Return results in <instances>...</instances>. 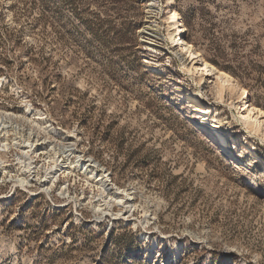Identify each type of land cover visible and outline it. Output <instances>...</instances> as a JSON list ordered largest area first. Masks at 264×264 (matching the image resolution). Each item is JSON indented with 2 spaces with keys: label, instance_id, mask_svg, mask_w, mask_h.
Returning a JSON list of instances; mask_svg holds the SVG:
<instances>
[{
  "label": "rangeland",
  "instance_id": "1",
  "mask_svg": "<svg viewBox=\"0 0 264 264\" xmlns=\"http://www.w3.org/2000/svg\"><path fill=\"white\" fill-rule=\"evenodd\" d=\"M165 4L0 0V116L13 125L10 138L18 128L22 139L72 142L133 190L137 205L128 219L96 224L86 197L98 189L82 173L60 179L84 202L78 218L56 189L34 196L4 174L0 264H264V128L243 121L240 94L226 91L222 100L214 83L188 71L190 61L168 38ZM174 7L184 38L264 109V0H175ZM178 84L215 107L227 140ZM29 107L42 114L41 125ZM16 153L3 156L13 174ZM146 208L155 219L145 227Z\"/></svg>",
  "mask_w": 264,
  "mask_h": 264
},
{
  "label": "bare ground",
  "instance_id": "2",
  "mask_svg": "<svg viewBox=\"0 0 264 264\" xmlns=\"http://www.w3.org/2000/svg\"><path fill=\"white\" fill-rule=\"evenodd\" d=\"M165 5L167 6V10L164 16V21L168 31V38L172 46L179 48L181 54L190 61L191 67L188 68V71L191 72L195 69L199 73L198 80L200 82L209 84L214 83L217 88V97L222 100L224 99L226 91L233 94H240V96L243 97V108L239 104H237V108L240 110L243 121L251 130L256 132L261 131V129L264 128V109L255 105V103L250 100L248 90L241 87L233 75L204 58L203 54L195 47V45L184 38L187 28L181 22L180 16L174 7L175 0H167V4ZM177 32H179L178 39H176ZM148 44L153 45V48L154 46H157V44L154 45L151 42H148ZM158 47V49L165 48L161 45H158ZM158 67L155 65L153 69L163 72V70ZM175 76V73L170 74L168 78L175 79ZM178 79L182 80L183 77L179 76ZM2 81L3 80L0 79V87ZM176 91L191 103L193 111L198 115H201L204 120H209L210 117L213 116L211 128L216 133V136H218L219 141H225L230 137L228 132L219 126L222 125L223 122L218 118V115H216L215 107L210 105L196 90L188 89V87L178 84L176 85ZM27 112L33 114L34 111L29 107L27 108ZM33 115L35 116L36 114ZM34 116L35 124L38 126L41 125L39 119H44L42 114L38 112L37 116ZM9 123L10 121L5 116H0V164L3 166V168H1L2 170H0L1 181L5 180L3 175L7 174V180L13 182V189L19 188L20 190H24L34 196L39 195L40 193H45L49 197H52V192L56 189L59 196L66 199L64 206L69 205L71 202L74 203L78 218L77 207L83 205L84 202L77 194L71 195L68 180L62 182L60 179L61 177L69 179V176L79 172L84 175L88 184L93 183L98 189L97 194L86 197L87 203L91 205L90 208L94 212V222L96 224L107 218L113 223L122 218L128 219L133 215V211L137 208L135 192L131 189H121L117 186L112 181L109 174H107L101 167L100 163L94 158H86L77 150L75 144L72 142H68L69 144L58 147L53 141L47 142V140H43L40 142L39 139L32 137L31 133L22 139L25 134L23 135L18 128L15 129V136L10 138L9 128L11 126ZM44 127L52 134L59 133L58 129L53 127L52 124L45 125L43 128ZM11 128H13V125ZM47 143H49V147L46 146ZM14 148L20 151V153H16L15 157L17 160L16 164H18V171L15 174L10 172V170H7L6 166H4L5 160L3 159V156L9 155ZM41 150H44L47 155L43 160V164L37 163V158L40 156ZM260 159L264 163V157H260ZM36 183H39L40 186L34 189ZM115 206L120 207L118 212H115ZM151 215L152 213L146 208L144 221L142 222L145 227L155 219V216L152 217Z\"/></svg>",
  "mask_w": 264,
  "mask_h": 264
},
{
  "label": "built area",
  "instance_id": "3",
  "mask_svg": "<svg viewBox=\"0 0 264 264\" xmlns=\"http://www.w3.org/2000/svg\"><path fill=\"white\" fill-rule=\"evenodd\" d=\"M180 20H181V17H180ZM182 36H183V34H182ZM178 38H179V32L176 33V39H178Z\"/></svg>",
  "mask_w": 264,
  "mask_h": 264
}]
</instances>
